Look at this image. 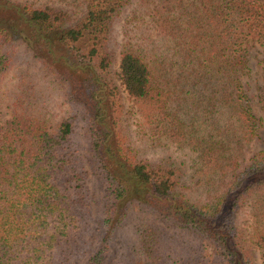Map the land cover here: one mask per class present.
<instances>
[{"label":"trees","instance_id":"16d2710c","mask_svg":"<svg viewBox=\"0 0 264 264\" xmlns=\"http://www.w3.org/2000/svg\"><path fill=\"white\" fill-rule=\"evenodd\" d=\"M129 1L82 0L72 20L59 8L0 0V77L28 51L67 86L66 101L87 126L103 204L98 243L84 264H105L117 228L140 204L183 234L140 219L122 264H253L236 216L251 201L264 258V149L247 156L264 121V94L259 116L247 92L250 48H264V0H141L169 57L147 58L127 37L121 46L118 78L146 124L196 154L198 184L209 194L197 202L179 190L174 167L140 158L120 133L108 43ZM29 75H15L11 113L0 124V264H66L86 243V170L75 115L49 116Z\"/></svg>","mask_w":264,"mask_h":264},{"label":"rangeland","instance_id":"374dc122","mask_svg":"<svg viewBox=\"0 0 264 264\" xmlns=\"http://www.w3.org/2000/svg\"><path fill=\"white\" fill-rule=\"evenodd\" d=\"M13 4L30 3L33 6H51L59 8L68 13L72 20L78 18L83 9L82 0H8ZM145 9L141 5V0H130L121 11L114 17L109 36V52L111 55V65L108 76L117 85L121 95V108L119 116L120 133L125 143L137 150L140 158L146 159L152 165L172 166L178 173L180 189L191 199V201H208V188L198 184L199 164H197L196 154L188 147H181L172 142L164 135L156 133L155 129L146 124L141 114V107L132 100L118 78V65L120 59L121 46L124 37L135 46L140 47L147 58L154 56L169 57L166 39L160 37L153 31L149 23ZM18 64L7 70L0 77V124L9 118L11 107L9 105V89L16 80L18 73L29 72L28 81H32L35 88L39 89V103L48 111V115L54 119L67 115H75L76 129L73 134L78 154L82 159L86 170V190L90 203V214L87 220V230L85 235V245L79 254L73 256L66 264H84L89 253L97 246L102 218L103 191L99 176L91 166L92 155L89 150V133L85 121L81 120L79 106L66 101L64 93L67 86L58 84L53 80L52 75H47V70L41 63L32 62V56L28 51L19 53ZM264 58V48L259 44L250 48L251 71L248 80V95L255 106V111L259 116H263L260 108L259 97L264 94V63L260 60ZM164 62H168L165 61ZM164 66V65H163ZM245 79V78H244ZM38 95V91H37ZM204 105V103L202 104ZM264 149V121L259 128V136L251 143V153ZM198 171V173H197ZM251 201L244 203L236 216V224L239 229L242 243L250 246L253 264H264L261 249L256 245L252 235L251 221ZM143 204L132 207L127 218L117 228L116 236L110 249L109 258L105 264H122L130 246L136 241L135 224L144 219L156 228L168 230L171 233L182 235L181 231L168 224L156 210L145 208ZM185 234V233H184ZM184 236H188V233ZM211 250V246L207 245Z\"/></svg>","mask_w":264,"mask_h":264}]
</instances>
